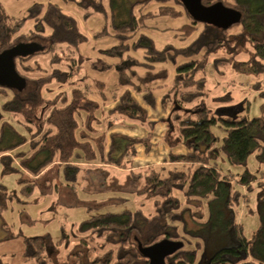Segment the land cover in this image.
Masks as SVG:
<instances>
[{
	"label": "trees",
	"instance_id": "trees-1",
	"mask_svg": "<svg viewBox=\"0 0 264 264\" xmlns=\"http://www.w3.org/2000/svg\"><path fill=\"white\" fill-rule=\"evenodd\" d=\"M75 1L64 0L66 4ZM155 3L160 5L156 10H150ZM167 3H173L180 9ZM202 3L206 6L222 3L225 7L238 11L241 14V21L227 30L196 22L179 0H81L78 3L86 12L84 19L89 15L100 14L110 23L118 39V46L111 48L110 52L120 58L119 64L124 61L123 49L127 48L144 51L147 62L140 65L148 68L157 65L174 66L176 75L173 86L163 96L161 104L164 109L171 107L174 134L182 143L189 146L188 153L170 154L165 161L182 165L184 167L182 171L169 169L163 172L149 167L135 176L134 184L139 197L152 193L157 195L164 190L158 194L162 200L154 201L153 215L146 217L140 210L135 212L125 210L120 213L94 215L78 224L80 234H90L104 241L99 247L89 248L84 254H77L79 264H149L148 259L139 252L138 242L143 246H149L163 240L184 243L182 249L166 258L167 264H197L202 244L200 241L187 240L185 243L182 240L185 239L181 231L186 225L185 213L189 212L193 221L201 223L205 216V205L220 202L233 211V206H239L242 198L248 201V194L241 195V192L234 190V181L244 187L247 193L254 191V183L259 179L257 174L247 168L238 179L233 175L224 174L218 158L223 156L233 166H246L248 158L254 155L257 162L264 165V114L254 118L243 115L217 116L207 106H197L195 110L185 108L184 97L186 95L194 97V91L206 96L208 93L205 89V79L198 77L200 63L218 51L230 49L233 52L229 57L221 56L215 58L213 62L215 69L228 66L236 58L235 48L241 41L252 45L250 69L254 73L264 72V0H202ZM124 7L126 17L119 20V15H122L119 9L123 11ZM137 8L139 9L136 11ZM183 16L188 17L189 22L177 29L175 37L181 36L180 40L186 44L177 46L166 43L162 49L158 48L154 39L147 34L151 30L147 22L157 17ZM28 21L40 24L41 33L46 34L31 31L19 36ZM164 31L166 29L162 32ZM98 35H108L106 26ZM39 37L47 39L50 43L46 53L53 51L51 65L69 61L71 63L68 67L73 71L68 73L54 69L45 78L34 82L33 91L23 96L16 91L13 99L3 105L5 112L25 115L28 123H34V119L41 116L48 102L43 95L45 86L53 81L70 84V77L81 67L79 65L76 67L74 58H63L59 48L61 46L79 48L88 41L80 31L78 19L56 3H36L32 6L30 14L18 21H11L0 8V52L17 44H32ZM21 39L25 41L22 42ZM241 66L242 62L238 67ZM119 75L124 77V73L119 72ZM25 79L28 82L27 78ZM162 87L164 86H158L157 89ZM8 89L0 85V92ZM193 97L191 102L195 100ZM143 99L150 107L157 106L158 99L154 90L148 89ZM217 100L229 104L233 98L226 95ZM63 101L62 108L52 111L47 131L43 130L42 125L35 132L31 131V126H26L30 130L29 138L21 136L11 124L6 122L2 124L0 160L6 161L4 171H19L23 175L28 173L30 179L22 181L24 184L19 190H10L0 184V215L7 212L14 201L21 205L27 204L35 192L38 179L51 165H63L65 170L74 171L79 169L75 163H94L97 160L92 143L80 140L78 131L81 111L89 112L87 121L92 122L95 116L92 119L90 116L95 115L100 106L94 103L87 91L75 85L67 95L64 93ZM121 105L134 116L141 113L140 105L130 94L121 99ZM216 129L221 137L215 132ZM37 137L39 140L36 141ZM25 144L29 146L27 151H16ZM120 164L121 160L117 162V165ZM263 183L258 182L260 185ZM175 191L182 194L183 200L173 194ZM258 197L257 213L260 225L252 238L248 240L243 235L242 226L233 223L230 229L234 233L235 243L218 251L211 264H264V192ZM189 204L193 206V210L186 206ZM23 244L26 256L36 264H46L53 247L49 246L50 243L45 237L23 238ZM86 246L88 245L84 242L83 247ZM100 251L101 255L98 254ZM82 257L86 259L85 263H80Z\"/></svg>",
	"mask_w": 264,
	"mask_h": 264
},
{
	"label": "rangeland",
	"instance_id": "rangeland-1",
	"mask_svg": "<svg viewBox=\"0 0 264 264\" xmlns=\"http://www.w3.org/2000/svg\"><path fill=\"white\" fill-rule=\"evenodd\" d=\"M80 1L76 0L74 3L66 4L64 0H0V8L5 11L11 21L26 18L36 3H56L78 19L80 31L88 39L79 48H68L67 46L59 48L63 58H74L76 67L78 65L81 67L70 77V84L53 81L45 86L43 95L48 102L41 116L33 118L34 123H28L25 115H14L3 109V105L13 99L17 86H14V89L0 92V136L4 122L11 124L16 132L27 138L30 135L27 125L32 127L33 132L37 131L40 125L44 126V131H47L48 119L52 111L63 107L64 93L66 92L67 95L74 85L87 91L94 103L100 106L95 111V115L90 116L91 119L95 116L92 122L87 121L89 112L81 111L78 131L80 140L92 143L96 150L97 160L94 163H75L79 169L74 171L65 170L63 165H51L38 179L35 192L27 204L21 205L14 201L8 211L0 215V264H36L25 255L23 244V238L34 237H45L50 243L49 246L53 247L50 250V258L46 259V264H79V254H84L89 248L104 244L103 240L92 237L90 234H80L77 229L80 222L94 215L109 212L120 213L125 210L132 212L140 210L146 217L153 215L154 201L162 200L158 194L164 190L157 195L152 193L139 197L134 184L135 176L149 167L163 172L169 169L180 171L184 169L180 164H164V160L169 158L170 154H186L189 151V146L182 143L174 134L171 107L164 109L161 104L163 96L173 86L176 75L174 66L157 65L154 68H148L140 65V63L147 62L144 58V51L127 50V48L123 49L125 52L122 61H124L119 64L120 58L113 56L110 52L111 48L118 46V39L110 23L106 22L100 14L89 15L84 19L86 12L79 6ZM159 5L160 3H155L149 9L156 10ZM167 5L177 7L173 3H167ZM177 8L180 9L179 6ZM124 9L125 7L123 11L119 9V12H122V15L118 17L119 20L126 17ZM188 20L186 16L157 17L147 22L151 27L147 34L154 39L160 49L166 43L182 46L186 43L180 40L181 36L175 37V34L178 33V28L189 22ZM105 26L108 35L99 36L98 33ZM164 29L166 31L162 32ZM31 31L43 34L40 24L28 21L18 35L28 34ZM33 43L40 46L37 51L41 52L17 61L18 72L28 80L24 89L18 91L21 96L33 91L34 82L45 78L54 69L68 73L73 71L68 67L71 63L69 61L51 65L53 51L46 53L50 46L47 39L39 37ZM235 49V62L233 60L228 66L215 69L213 62L215 58L221 56L229 57L233 52L230 49L218 51L212 57L202 60L198 77L205 79V89L208 94L203 96L194 91L195 100L193 102L190 101L193 96L186 95L184 97L185 108L195 110L197 106H207L217 116L243 115L254 118L264 114V72L254 73L250 69L252 45L241 41ZM241 62L242 66L239 68L238 65ZM76 67L74 68L77 69ZM119 72L124 73V77H121ZM71 81L76 83L73 85ZM158 86L164 87L157 89ZM148 89L154 90L157 96L158 103L155 108L150 107L143 99ZM126 94H130L140 105V114L134 116L131 111L121 105V99ZM226 95L232 96L231 103H220L217 100ZM215 132L220 136L217 129ZM35 140H39V137ZM28 149L29 146L25 145L16 151H27ZM119 160L121 164L117 165ZM5 162L0 160V184L10 190H19L24 184L22 181H28L30 175L28 173L23 175L19 171L5 172ZM218 163L224 174L233 175L237 179L246 168L259 177L251 193H247L244 187L234 181V190L241 192V195L248 194V201L242 198L239 206H233L232 217H235V222L242 226L243 235L250 240L260 225L257 206L258 196L264 192V183L260 185L258 182H264V165H260L254 155L248 158L246 166H233L223 156L218 158ZM173 194L183 200L179 191ZM186 206L193 210L191 204ZM213 212V219H211L208 205H205V216L201 223L193 221L189 212H186L184 215L186 225L184 229H181L185 239L182 240L185 243L187 240L200 241L201 251L208 237L210 242L217 240L224 244L229 235L227 214L222 211L217 213L218 208L216 207L213 208ZM61 241L63 242L59 244ZM84 242L88 246L83 247ZM201 251L197 264H205L207 260L203 258L204 253ZM98 254L101 255L102 252ZM80 260V263L86 262L84 257Z\"/></svg>",
	"mask_w": 264,
	"mask_h": 264
},
{
	"label": "water",
	"instance_id": "water-1",
	"mask_svg": "<svg viewBox=\"0 0 264 264\" xmlns=\"http://www.w3.org/2000/svg\"><path fill=\"white\" fill-rule=\"evenodd\" d=\"M188 14L196 22L206 23L223 30L231 28L241 21V14L225 7L222 3L206 6L202 0H179ZM34 45V46H32ZM37 45V44H36ZM32 44H18L3 52H0V85L16 91H22L26 85V79L17 70V58L33 55L40 46ZM184 247L182 241L163 240L149 246H143L138 242L141 255L148 259L149 264H167L166 258Z\"/></svg>",
	"mask_w": 264,
	"mask_h": 264
},
{
	"label": "crops",
	"instance_id": "crops-1",
	"mask_svg": "<svg viewBox=\"0 0 264 264\" xmlns=\"http://www.w3.org/2000/svg\"><path fill=\"white\" fill-rule=\"evenodd\" d=\"M25 145H27V144H25ZM166 160H168V158L164 160V164H168L169 163V162H165ZM26 175H27V173H26ZM214 207L218 208V212L217 213H221V211H222L223 213L227 214V218H228V221H227V224H228L227 225V231H228L229 235H228V240L225 241L224 244H222V242L217 241V240L214 241V242H210V239L208 237L207 241H205L206 243L204 244V247H203V250H202L203 253H204L203 254V258L205 257L207 260H210L218 251H220V250H222V249H224L226 247H229V246H231L232 244L235 243L234 233H233L232 229H230V227H229V225L231 226L233 223H237V222H235V217H232L233 216V212L228 209V207L226 206V204L220 203V202L219 203L213 202V203H211L208 206V210H209V212L211 214V219H213L212 216L214 214V212H213V208ZM230 214H231V220H232V222H230L231 221L230 220ZM216 215H217V217H219L218 214H216ZM225 217H226V215H225ZM237 224H239V223H237ZM218 244H220V245H218ZM224 246H226V247H224ZM202 251H201V253H202Z\"/></svg>",
	"mask_w": 264,
	"mask_h": 264
},
{
	"label": "flooded vegetation",
	"instance_id": "flooded-vegetation-1",
	"mask_svg": "<svg viewBox=\"0 0 264 264\" xmlns=\"http://www.w3.org/2000/svg\"><path fill=\"white\" fill-rule=\"evenodd\" d=\"M17 45H18V44H17ZM35 45H36V44H35ZM32 46H34V45H32ZM36 46L39 47V45H36ZM19 59H24V58H23V57L17 58V60H19ZM213 257H214V256H213ZM213 257H212L210 260H206V261H205V264H211V261H212Z\"/></svg>",
	"mask_w": 264,
	"mask_h": 264
}]
</instances>
